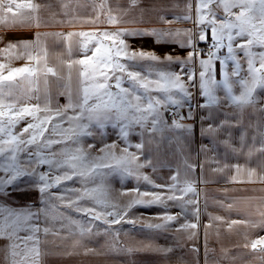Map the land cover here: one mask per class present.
Masks as SVG:
<instances>
[{"label":"snow or ice","instance_id":"6c2138e0","mask_svg":"<svg viewBox=\"0 0 264 264\" xmlns=\"http://www.w3.org/2000/svg\"><path fill=\"white\" fill-rule=\"evenodd\" d=\"M138 2L131 0L133 5ZM186 7L188 11L180 19H192L191 0H188ZM23 8L36 12L40 5L0 0V12L15 16ZM219 12L223 15H218ZM196 13L193 22L198 31L195 32L190 29L161 28L150 31H105L98 35L69 33L64 37L69 42L73 36L83 37L81 49L84 58L71 60L68 64L69 78L73 65L78 66V86L74 96L68 94V103L55 109L47 98L42 103L22 107H17L15 100L6 102L5 99L12 97L17 76L23 77L30 90H38L36 86L41 76L45 78L43 82L46 87L47 75H57L46 62L41 63L46 57L44 49L41 47L34 55L30 51L33 44L22 42L10 43L0 50L4 54L16 58L22 56L29 62H35L33 67L9 68L6 75L3 72L6 65L0 64V197H12L13 193L26 189L34 190L39 192L42 205L39 208L31 205L16 208L0 203V239L8 241L4 249L6 264H41V257L46 254L41 247L42 239L60 231L54 223L49 227L48 222L66 218L59 211L61 205L90 217L86 227L81 226L79 221H71L81 228V232H91L92 222L102 220L107 225L104 231L118 236L119 230L113 229V225L136 223V219L128 217L132 208L138 205H166L167 201L183 200L187 193L194 191L187 179H178L179 171L170 178L171 184L155 185L148 176L139 172L151 161H137L143 155L145 143H155L158 148L165 139L175 143L177 150L183 152L181 137L192 131V125L184 121L193 119V98L196 93L204 100L197 103L196 108L211 110L224 101L237 113L249 107L264 112L260 95L264 92V0H197ZM6 20L7 16H0V22ZM159 20L164 24L171 23L164 16H160ZM109 23L115 25L119 21L110 17ZM124 35H150L157 44H176L189 51L185 57L170 53L160 57L152 51H134L121 38ZM39 40L37 35V44ZM105 41H111V44L106 45ZM93 42L94 47L89 48ZM201 42L208 47L200 48ZM17 49L23 51L17 52ZM217 63L221 66V80L216 79ZM172 65H176L178 70H174ZM192 89H196V93ZM217 90H222L224 96H218ZM165 113L171 117L170 124ZM25 116L32 119L17 132L16 125ZM110 122L119 128V138L124 141L120 154L113 151L117 145L112 143L98 149V152L104 153L103 156L93 155L90 149L94 145L85 146L82 138L94 136L96 130L103 135V129ZM225 125L230 127L231 123L225 120L220 127ZM137 128L145 139L131 145L128 136ZM166 130L171 131L172 135L166 137ZM204 131L214 133L219 128L209 125ZM259 134L264 137V131ZM243 139L242 136V142ZM224 143L228 144L229 141ZM130 147H135L137 151L129 152ZM109 159L115 164L110 163ZM45 165L47 169L41 170ZM185 165L192 167L186 161ZM104 168H113L128 176L135 175L154 188L166 191H141L136 188L133 191L137 195L121 207L106 200L100 189L87 187L97 177L105 175L102 171ZM74 178L84 186L80 189L65 187L59 193L52 192L53 188H60L61 184ZM70 191L77 195L66 197L65 193ZM81 200H91L94 206L81 205ZM155 219L160 222L145 226L166 231L177 215L165 211L157 214ZM197 227V223H184L180 225V230ZM258 245L264 246V238L251 243L253 249ZM134 250L138 249H127ZM157 251L166 253L170 249Z\"/></svg>","mask_w":264,"mask_h":264},{"label":"crops","instance_id":"0c3cea01","mask_svg":"<svg viewBox=\"0 0 264 264\" xmlns=\"http://www.w3.org/2000/svg\"><path fill=\"white\" fill-rule=\"evenodd\" d=\"M16 2L35 3L40 8L36 12L23 8L15 16L0 12V16H7L6 21L0 22V50L10 43L30 42L33 44L30 51L34 55L41 47L44 49L46 57L41 63L46 62L57 73L55 76L50 73L47 75L46 87L43 82L45 78L41 76L36 86L38 90H30V85L23 77L17 76L12 97L5 98L6 102L15 100L17 107L42 103L47 98L55 109L68 103L69 93L75 95L78 66L73 65L69 78L68 64L71 60L84 58L81 49L83 37L73 36L69 42L64 38L69 33L98 35L105 31H150L161 28L198 31L193 22L197 16V0H191L192 19L188 20L180 19L188 11V0H139L135 5L131 0ZM218 15L222 16L223 13L219 12ZM160 16L171 23H161ZM110 17H115L119 23H109ZM37 35L40 37L38 44L35 41ZM208 36L210 40V32ZM121 38L131 50L152 51L160 57L168 53L185 57L189 51L176 44H157L150 35H124ZM104 43L110 45L111 41ZM205 45L201 42L199 47ZM92 47L94 42L89 44V48ZM21 51L23 49H17V52ZM0 64L6 65L3 69L5 75L9 68L35 66V62H29L22 56L16 58L2 52ZM172 68L178 70L176 65H172ZM222 78L221 66L217 63L216 79ZM216 94L224 96L222 90H217ZM260 95L261 104L264 105V92ZM203 102L199 94L194 96L193 119L184 121L192 125V131L181 137L184 144L182 153L177 150L175 143L165 139L158 148L155 143H145L143 155L137 161H151L139 172L148 176L155 185L171 184L170 178L179 171L178 179H187L194 191L176 202L180 203L188 196L194 197V214L186 216L176 208L181 215L174 214L177 219L168 224L166 231L131 224L119 230L118 236L106 233L104 228L92 229L91 232L60 231L56 235L49 234L46 239H42L41 247L46 254L41 257V264H264V246L258 245L256 249L251 247L254 240L264 238V137L259 134L264 131V112L249 107L237 113L224 101L211 110L195 107L197 103ZM225 120L231 123L230 127H220ZM209 125L219 128V131H204ZM104 130L119 132V128L111 122ZM96 134L101 136L100 130H96ZM164 135L171 136L172 132L166 130ZM143 139L139 128L128 136L131 145L141 143ZM226 140L228 144L224 143ZM136 151L135 147L129 148V152ZM185 161L192 167H186ZM129 187L141 191H166L154 188L135 175L129 176ZM171 201L175 200L168 202ZM184 223H197L198 227L180 230V225ZM129 248L138 250L127 251ZM157 249L170 251L164 253ZM0 264H6L5 259L0 258Z\"/></svg>","mask_w":264,"mask_h":264},{"label":"rangeland","instance_id":"374dc122","mask_svg":"<svg viewBox=\"0 0 264 264\" xmlns=\"http://www.w3.org/2000/svg\"><path fill=\"white\" fill-rule=\"evenodd\" d=\"M194 93H196V89H192ZM198 93H196L194 96H197ZM184 112L187 111L184 109ZM168 119V121L171 122V117L168 115L165 117ZM30 116H25L23 119L19 121V123L16 125V131H20L23 129L29 121H31ZM117 129V128H115ZM82 142L85 146L91 144L94 145L90 149L91 153L93 155H100L103 156L104 153L98 152V149L103 147L104 144H112L116 143L117 148L113 151L116 152L117 155L120 154V149L124 146V141L119 139V132L118 131H103V135L99 136L98 134H95L94 136H88V138L83 137ZM129 142V140H128ZM109 162L112 164H115V161L109 159ZM47 166H42L41 170H46ZM103 173L105 175L97 177L94 182L89 183L87 187L89 188H98L101 190V193L103 194L104 198L110 202L116 203L119 206L123 207L127 202L133 198L137 193L133 191L129 187V176L122 174L118 170H114L113 168H104L102 169ZM84 185L83 183L74 178L73 180L66 181L63 184H61L60 188H53L52 192L59 193L62 189L65 187L69 189H80ZM159 192V191H156ZM66 197H75L77 195L76 192H67L65 193ZM188 201H194V197H186V199L182 202H166V205H160V204H153L149 206H136L132 208L128 212V217H132L136 219V223H121L119 225H113V229L122 230L125 228H128L129 226L135 225L139 227H146L145 225L147 223H159L160 221L155 219L157 214H162L165 211L168 213L174 215L175 213L178 214V210L185 213V215H193L195 210V201L193 203H186ZM0 203H4L6 206L11 207H22L25 205H31L35 206L37 208L42 207L40 203V194L38 191L34 190H23L20 193H13L12 197L3 198L0 197ZM81 205L84 206H94L93 202L91 200H81ZM177 208V209H176ZM110 210V209H109ZM59 211L66 217L65 219L57 220L55 222L49 221L48 226L52 227L53 223L55 225L56 229H60V231H81L80 227H77L75 224H73L71 221H79L80 225L83 227H86L89 224L90 217H86L83 213L74 211L73 209L66 208L63 205L60 206ZM180 214L178 215H181ZM108 219H111V217H108ZM102 220L93 221V228L92 229H102L106 228L107 225L103 223ZM61 224L64 225L63 228H61ZM59 231V232H60ZM8 244V241L6 239H0V258L5 259V246Z\"/></svg>","mask_w":264,"mask_h":264},{"label":"built area","instance_id":"2783aa9c","mask_svg":"<svg viewBox=\"0 0 264 264\" xmlns=\"http://www.w3.org/2000/svg\"><path fill=\"white\" fill-rule=\"evenodd\" d=\"M207 47H208V45H205V46H203L202 48H203V49H206Z\"/></svg>","mask_w":264,"mask_h":264}]
</instances>
